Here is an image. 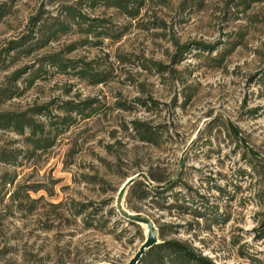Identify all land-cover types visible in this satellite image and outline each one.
<instances>
[{"label": "rangeland", "instance_id": "374dc122", "mask_svg": "<svg viewBox=\"0 0 264 264\" xmlns=\"http://www.w3.org/2000/svg\"><path fill=\"white\" fill-rule=\"evenodd\" d=\"M123 5L0 0V264H264V0Z\"/></svg>", "mask_w": 264, "mask_h": 264}, {"label": "trees", "instance_id": "16d2710c", "mask_svg": "<svg viewBox=\"0 0 264 264\" xmlns=\"http://www.w3.org/2000/svg\"><path fill=\"white\" fill-rule=\"evenodd\" d=\"M113 3L118 6L119 8L121 9H125L126 6L123 5V0H113ZM126 10V9H125ZM61 28V27H60ZM60 30V29H59ZM55 35V33H52V36ZM84 74V73H82ZM86 76L87 73H85ZM84 76V75H83ZM103 81H97V83H102ZM77 107V106H76ZM71 110H76V109H73V108H68L66 109V111H71ZM77 111V110H76ZM79 112V111H78ZM12 120V121H11ZM10 121H2V125L4 126V128H13V130L19 134L22 133L23 131V128L24 127H27L28 129H31L32 130V124L30 123V121H21V120H17V119H11ZM5 124V125H4ZM33 144H35L36 142H38V140L36 139H33ZM170 249V248H169ZM159 249H155V252H158ZM171 251H173V253L177 254V253H183V258L186 259V260H189V255L190 253L189 252H184V250L181 249V247H178V246H175L174 248L170 249ZM157 254V253H156ZM178 263L176 264H183L182 262H179L177 261ZM190 261H188L189 263ZM198 262H200L198 260ZM201 263V262H200ZM190 264V263H189Z\"/></svg>", "mask_w": 264, "mask_h": 264}, {"label": "water", "instance_id": "95a60500", "mask_svg": "<svg viewBox=\"0 0 264 264\" xmlns=\"http://www.w3.org/2000/svg\"><path fill=\"white\" fill-rule=\"evenodd\" d=\"M153 244H154V238L152 236H150V239L141 246L139 252L134 257V259H132L130 261L129 264H137L138 261H139L140 256L144 253L145 250H147L148 248H150Z\"/></svg>", "mask_w": 264, "mask_h": 264}]
</instances>
